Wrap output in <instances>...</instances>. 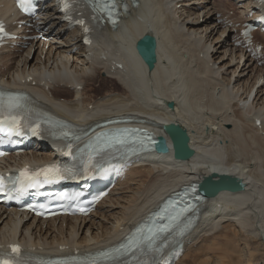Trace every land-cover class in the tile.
I'll return each instance as SVG.
<instances>
[{"label": "bare ground", "instance_id": "obj_1", "mask_svg": "<svg viewBox=\"0 0 264 264\" xmlns=\"http://www.w3.org/2000/svg\"><path fill=\"white\" fill-rule=\"evenodd\" d=\"M140 1L141 7L124 22L128 30L137 32L133 39L128 40L122 32H107L103 41L115 48V59L128 68L126 77L108 76L94 58L86 61L83 52L68 55V40L60 44L53 40L48 48L47 43L33 42L35 49L46 54L45 61L29 60L30 53L24 57L23 53L8 52L0 59V76L5 79L20 70L31 73L39 68L48 71L52 98L40 86L41 93H34L44 103L53 102L71 125L89 123L101 128L104 120L134 116L143 119L142 126L165 136L171 147L162 127L174 122L188 132L195 158L185 162L175 160L172 152L153 155L155 161L134 168L100 213L79 225L69 219L66 230L63 222L56 228L50 221L46 229L32 222L18 231L12 227L13 218L0 212V236L5 233L6 240L21 243L29 240L30 249H47L49 253L58 252V247H64V253L99 250L121 236L119 229L127 230L165 197L216 172L241 178L246 190L221 193L205 202V213L191 236V249L179 264H264V183L258 175L259 168L264 171V136L252 123L253 118L261 120L264 134V70L232 48L215 18L216 13L237 9H231L230 4L223 7L217 0ZM8 8L6 3L0 13L8 15ZM145 35L157 41V63L152 72L135 50ZM103 43L99 41L95 48L102 51ZM20 63L22 68L17 67ZM25 80L27 77L18 79L20 86L33 91L32 83L22 84ZM99 81H115L119 90L112 89L113 83L101 95L96 85ZM74 86H81L80 93L72 91ZM169 102L174 103L173 109L168 108ZM207 140L213 143L212 149ZM236 144L249 153L252 161L248 165L233 159ZM37 157L45 159L47 155ZM28 231L30 236L25 233Z\"/></svg>", "mask_w": 264, "mask_h": 264}, {"label": "snow or ice", "instance_id": "obj_2", "mask_svg": "<svg viewBox=\"0 0 264 264\" xmlns=\"http://www.w3.org/2000/svg\"><path fill=\"white\" fill-rule=\"evenodd\" d=\"M99 2L102 4V9L106 12H113L116 8L117 0H99ZM32 0H18V5L21 8L22 11H29V8L31 6ZM82 23V22H81ZM115 23V21H113ZM4 35H7L5 33L4 25L0 23V39L3 38ZM9 108L13 107H19L18 104H15L14 102L9 103ZM0 117H2V113H0ZM22 128V125L20 123V120L16 116L10 115L7 118H0V132H12V131H20ZM137 130L135 129H123L120 130L119 132L115 134H106V135H111L112 136V143L114 144H124L127 140V136L125 134L129 133H135ZM65 135H67L65 133ZM150 139V137H149ZM142 142V141H141ZM43 173L45 179L44 182H51L52 179L54 178H64L63 172H67L69 175H72V170L71 169H64L61 170L59 167L52 166L50 168H45L41 170ZM41 173H36V177H38ZM20 176L25 178L26 180L29 181V186L35 187L40 181L36 179L34 176L28 175V170L25 169L20 173ZM3 188V178L0 177V190ZM194 190V189H193ZM168 228L167 225H165L163 228L159 229V231H166ZM154 237H149V246H151L152 240ZM136 244L135 239L130 240L128 245L122 247L124 248L125 251H132L134 250L133 246ZM117 251H120V249H117ZM12 254H15L14 256ZM21 254V250L18 246H11V254L8 255V258H5V254L0 253V264H18V257ZM141 264H147L146 261L141 262Z\"/></svg>", "mask_w": 264, "mask_h": 264}, {"label": "water", "instance_id": "obj_3", "mask_svg": "<svg viewBox=\"0 0 264 264\" xmlns=\"http://www.w3.org/2000/svg\"><path fill=\"white\" fill-rule=\"evenodd\" d=\"M153 43L154 41L150 38H145L138 45L140 54L151 66V68L152 62L155 61ZM170 106L172 107L173 105L170 104ZM166 130L173 141L176 158L181 160H189L194 155V150L189 145L190 138L187 134V131L177 124L166 126ZM157 149L159 152L164 153L168 151L164 139H161ZM199 187L202 192L210 198L217 196L222 191L236 193L244 190L245 188L244 183L240 178L236 176H230L228 174H217L216 172L204 176L202 181L199 183Z\"/></svg>", "mask_w": 264, "mask_h": 264}, {"label": "rangeland", "instance_id": "obj_4", "mask_svg": "<svg viewBox=\"0 0 264 264\" xmlns=\"http://www.w3.org/2000/svg\"><path fill=\"white\" fill-rule=\"evenodd\" d=\"M220 4L223 6V7H226V8H229V4L221 1ZM104 77H102L103 79ZM112 83H114L113 85V88L115 89H118L119 90V85H117V83L115 84V81H112ZM112 83H110V86L112 85ZM98 84V88H99V94H104L106 92V89L108 88L109 84H106V83H102L101 81H99V83H96V85ZM91 87H93V85L91 84L90 85ZM97 93V94H98ZM96 94V95H97ZM206 143L208 144V146H210V149H212V145L213 143L209 140L206 141ZM234 149V153H235V156L233 157L234 160H236V162H238L239 164L241 165H248L250 162L249 161H252L250 156H249V153L246 155V153H244L242 150H241V147L239 144H236L234 145L233 147ZM249 156V157H248ZM258 175L260 177H262V180H263V183H264V171L262 169H258Z\"/></svg>", "mask_w": 264, "mask_h": 264}]
</instances>
